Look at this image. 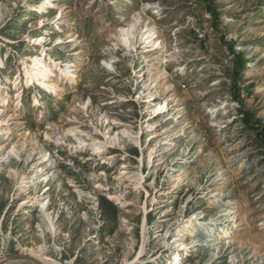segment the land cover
Masks as SVG:
<instances>
[{"label": "rangeland", "instance_id": "374dc122", "mask_svg": "<svg viewBox=\"0 0 264 264\" xmlns=\"http://www.w3.org/2000/svg\"><path fill=\"white\" fill-rule=\"evenodd\" d=\"M213 5L0 0V257L264 264V0ZM134 19L153 51L117 39Z\"/></svg>", "mask_w": 264, "mask_h": 264}, {"label": "bare ground", "instance_id": "6f19581e", "mask_svg": "<svg viewBox=\"0 0 264 264\" xmlns=\"http://www.w3.org/2000/svg\"><path fill=\"white\" fill-rule=\"evenodd\" d=\"M43 7H44V5L42 6V8ZM143 10H146V8H144ZM138 29H139L138 28V20L134 19L127 27L120 28L118 30L117 39L119 40V42L123 46L127 47L128 49L130 47L136 48L137 44H139V45H144V47H142V49H146L147 52L153 51L155 49V42H153V35L149 31L141 32ZM149 46L152 47V49H150V50L147 49ZM33 63H35L34 64L35 67L31 68L30 70H27V72H26L27 79H28L27 81H31V80H33L32 79L33 77L37 76V79H38L37 81L39 82V85H44L41 81H43L45 78V72H44V70H42V68L36 67V66H39L37 59L33 60ZM161 105L159 108L154 110V115L158 116L164 108L167 109V104H165L164 107H162ZM12 173L14 174V178H15L14 180H16L17 183H19L21 180H23L22 177L18 173H16L15 171ZM24 186H19V188L21 190L23 189V191H26L25 189H27L28 187L26 188ZM25 203L32 205V207H33V205L34 206L36 205L37 208H40L42 214H44V212L46 211L45 210L46 205L44 203L36 204L35 202L32 201V199L24 202V204ZM217 215H216L217 217H215L211 221L210 226L213 228H217V230H218L219 229L218 227H219L220 222L222 221V218L224 217V215H219V214H217ZM48 250L49 249H47V245L45 244V241H43L35 252L29 251V252H25V253L21 254V255H27L29 257V259H24L21 257H19V258H5L4 261L2 262V264H26V263H29L28 260H35V261L40 262L42 264H60V262L53 260L52 258H50V256H47ZM140 256L141 255H138L137 258L139 259ZM125 264H133V263L126 262Z\"/></svg>", "mask_w": 264, "mask_h": 264}, {"label": "trees", "instance_id": "16d2710c", "mask_svg": "<svg viewBox=\"0 0 264 264\" xmlns=\"http://www.w3.org/2000/svg\"><path fill=\"white\" fill-rule=\"evenodd\" d=\"M205 3V7L207 8V10L210 11L212 18L216 20V22H219V18H218V13L216 12V9L213 5V0H202ZM207 1H209L210 3L207 4ZM229 50L230 52L233 54V61H232V65H233V70H232V87L236 88V83L234 82L235 78L238 77L239 73L245 68V58L243 53L241 52H235V50L233 49V44H229ZM235 99V101H237L239 99V104L240 106L243 108V103L240 100L239 97L234 96L233 97ZM239 115H240V120L241 122L248 127H251L253 129V131L255 132V135L257 137H262V133H264V127L262 128V133L259 134L257 128H254L253 125H257L259 124V121L257 119H253V116L250 115L249 113L243 111V109H239L238 110ZM263 138V137H262Z\"/></svg>", "mask_w": 264, "mask_h": 264}, {"label": "water", "instance_id": "95a60500", "mask_svg": "<svg viewBox=\"0 0 264 264\" xmlns=\"http://www.w3.org/2000/svg\"><path fill=\"white\" fill-rule=\"evenodd\" d=\"M24 258V259H29V257L27 255H21L20 253L18 254H10V255H6V256H1L0 257V264H2V262L4 261L5 258ZM30 264H42L40 262H37L35 260H28Z\"/></svg>", "mask_w": 264, "mask_h": 264}]
</instances>
